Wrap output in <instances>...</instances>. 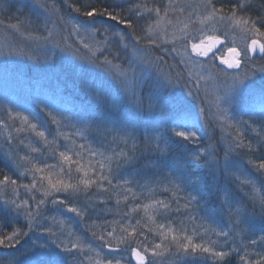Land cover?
Returning <instances> with one entry per match:
<instances>
[{"label": "snow or ice", "instance_id": "obj_1", "mask_svg": "<svg viewBox=\"0 0 264 264\" xmlns=\"http://www.w3.org/2000/svg\"><path fill=\"white\" fill-rule=\"evenodd\" d=\"M128 2L130 7L126 10L116 11V9L108 7L78 6L75 0H66V3L76 13L84 17L103 16L125 25L126 28L132 30L130 39L123 33L112 32L107 27H93L85 21L72 23L69 28L65 18L59 14L60 9L54 0L50 4L35 0V4L45 14L42 28L32 22L21 20L18 16L9 17V21L15 19V23H6L4 19H0V27L4 28L6 33L13 35L18 33L20 37L19 40L7 45L6 52L0 50V56L5 57L0 62V83H3L4 86L9 84V62L11 61L9 58L27 57L39 64L40 57L34 54L36 49L49 43L53 44L54 47L64 44L65 48L70 49L72 46L67 44V41L73 34L80 39L84 48L90 51L95 49L92 57H90V62L113 71L118 79L122 78L121 84L129 92L134 106L143 108L145 100H147L148 108L158 111L165 125L163 129L154 130L157 134L145 135L143 149L159 153V168L171 169L168 175L175 176L174 181L165 178L168 186L162 189L164 192H172V200H153L151 204H136L132 211L137 212L143 209L145 213H148L151 210L167 218L168 214L173 211V203L176 204L175 212H181L180 200H184V214L188 221L195 224L192 234H187V228L174 230L171 224L167 228L164 224H159L157 232L161 242L148 245L138 239L139 236L144 235L138 229L140 221L137 220L136 224H132L131 215L126 212L119 221H104L102 225H97L93 221L92 225H88L92 237L98 241V245L94 246L81 239L65 219L53 217L49 222L43 214V206L47 200L44 198L37 199L36 196L41 188H43L45 198L53 197L51 201L53 204L63 206L67 213L75 214L82 221L86 217L90 218V213L94 207L92 196L89 195V190L93 185L105 193L118 194L125 201L129 199V196L133 200H136L138 196L129 186L132 182L127 179L121 180L119 174V169L124 164L131 163L136 155L137 137L130 122L123 121L117 124L116 121H111L114 126L108 128L106 125L110 122L109 120L88 119L80 121L82 126L77 127L75 123L68 120V117H63V121H68V123H62L52 112H48L52 123L57 125L58 135L64 136L65 139H70V137L61 129L68 126L75 128V134L85 140L88 139V134L93 131L101 134L104 140H107V136L111 135L112 140L108 142V147L112 155L106 156L103 152L88 149V154L92 159L101 156L103 160L98 161V167H92L89 164L86 169L80 163V160L83 159L85 145H79V150L76 151L66 145V151L60 152L59 157L64 164L68 165V169L66 172L65 168L61 166L60 174L71 178L72 165H75L76 171L82 172L83 175L75 183L71 182V179L68 182L63 179H57L53 182L50 177H40L38 180L37 174L43 173L45 168L49 170L54 168V165L45 164L44 167H41L40 164L44 162L38 157L28 153L20 157L18 152L13 150L10 153V159H13L16 168L21 166L19 163L21 160L25 162V165H31L30 168L25 166V172L31 174L32 181L29 184L18 183V179L0 171V199H3V203L8 209L4 213V217L0 219V249L16 250L12 253L0 254V264H66V256H71L74 264H85L86 261L87 264H133V261L135 264H157L156 258L162 256L165 251L170 253L176 264H181V262L187 264L186 257L195 258L197 255L204 260H211L217 264V262H223L232 253L239 255L241 264H264V184L260 189H257L254 181H241L242 190L244 185H251L249 191L245 192L244 195L252 201L253 214L260 218L259 228L248 219V214L243 206L232 207L235 201L231 199V193L227 187L233 176L236 180H240V176L236 175L237 163L231 158L232 154L239 149H248L249 153L261 149V155L258 159L250 158L249 164H252L258 171L264 172V84L257 87L255 82L250 80L256 74V70L251 67L254 64V59L250 53L254 54L258 50L259 53L264 54V13L256 18L246 14L241 15L240 13L246 9V3L240 2V0L227 13L223 7L216 6V0H201L199 5L202 9L200 15L203 16V19L200 20L201 24L213 20L217 23L233 22L245 32L247 38L250 39V44H246L241 49L236 46V41L233 39L227 45L218 47L224 42L219 35L215 34V29L206 30L202 27L197 30L196 35H192L188 31V24L185 23L184 27L179 29L183 40L181 46L184 49L182 53L184 58L180 63L189 65L198 71L195 73L190 71L188 78H185L183 73H176L175 76L171 73H161V78L158 81L160 89H167L174 83L178 84L183 81L185 87L190 89L188 95L195 94L199 97L201 81L211 80L215 83L217 77L226 78L224 82L227 86L220 90L223 94H217L215 97V107L220 114L218 119L220 121L226 119L225 114L228 109L223 105L239 109V113L247 114L249 119L245 120L243 115H239V118H232L234 122H228L225 129L228 134L224 138L223 149H221L213 143L200 144L199 128H197L199 120L196 123H189L190 113L187 111L183 112L179 120L174 118V107L179 101L164 95L163 92L149 94L146 97L142 94L143 73L137 75L134 61L130 60L127 68L119 63H113V60L119 59V52L114 54L111 52L113 40H117L123 49L131 47L132 54L137 56L141 62L146 59L145 54L148 45L159 46L157 44L160 38L159 33L153 37L150 35L142 36L136 31L138 21L143 19L145 14L149 18H155V26H149V32H154L155 29L160 28L161 20L167 17L170 12L183 14L189 6L180 4L179 0H167V4L164 6H160V3L156 2L149 6L148 2H139V0L135 4H132V0H128ZM125 11L127 15L124 14ZM188 19L191 20V15ZM168 23L171 25V21ZM58 36L59 40H57ZM126 40L127 42H125ZM141 44H145V47H139ZM95 51H99L101 55L96 56ZM172 51H177V49L173 48ZM105 53L112 55L113 58L109 59ZM201 57L208 59L206 61L201 60ZM44 59L48 65L56 63L54 55L46 56ZM217 60L219 64L216 63ZM147 62L159 67L163 63V58L156 57ZM233 69H241L243 74L228 71ZM259 71L264 72V67H261ZM205 73L207 74L205 75ZM14 79L16 83H22L24 80L18 72L14 73ZM246 80L249 82L245 83ZM96 96L100 99L102 93L97 92ZM203 112L204 108H201V113ZM257 113L260 115L257 116ZM7 115L9 120L13 121L12 126H14L15 120L20 121V126L15 127L16 133L34 132L46 143H55V137L52 142L47 141L45 131L38 130V125L32 123L28 115H22L20 112L13 113L11 108L7 110ZM0 124H3L4 127H10L3 121H0ZM221 127H225L224 123H221ZM249 133H255V139L249 138L248 142H245V137ZM15 139L16 136L10 132L6 141L10 148L11 142ZM129 141H131V149L126 151L125 148L128 147ZM19 143L24 145L25 141L21 139ZM121 143L125 145V148H120L119 151L112 147V145L118 147ZM189 145H195V147H189ZM221 150L224 153L223 159L219 157ZM30 151L31 153H39L40 149L31 147ZM68 152L73 154L68 155ZM73 156L77 159L74 160ZM201 161L207 168V176L201 174L199 164L192 171L188 170L187 166L193 162ZM113 165H115L116 171L113 170ZM90 171L93 175H89ZM243 174L241 172V175ZM19 175L23 176L24 173ZM44 179L48 180L46 188L43 185ZM38 183L40 187H38ZM156 183L161 185L165 181L161 180ZM138 186L144 187L143 185ZM81 192L85 198L83 203L79 200ZM180 192H185V195L177 196V193ZM58 193H63L64 198H55ZM72 193L76 194V198H72ZM221 193L225 196L221 210L223 211L225 206L228 209L229 223L227 226H219L216 216L213 214L215 210L209 207L211 200L213 198L219 200ZM235 203L242 204L243 202ZM257 206L258 212L256 211ZM200 212L205 215L200 217ZM19 217L23 218L24 223L17 222ZM198 218L207 221V223L196 224ZM245 225L247 227H243ZM257 231H259V235L256 234ZM179 233H183V235ZM241 233L248 237L247 242L245 243V240L241 238L239 245H236V239L241 236ZM169 234H171L170 241ZM213 236L216 239H212ZM194 237H198L200 242H195ZM26 238L30 239V245L18 248L22 245V241L28 243ZM145 240H147V236H145ZM165 241L169 242L165 243ZM104 249L116 254L111 255L110 258L108 254L102 256ZM89 253H94L95 259ZM22 258L25 259L22 261Z\"/></svg>", "mask_w": 264, "mask_h": 264}, {"label": "trees", "instance_id": "obj_2", "mask_svg": "<svg viewBox=\"0 0 264 264\" xmlns=\"http://www.w3.org/2000/svg\"><path fill=\"white\" fill-rule=\"evenodd\" d=\"M41 2H47L50 4L53 0H41ZM54 2L60 9L59 14L67 21V26L69 28L74 21L76 23L85 21L86 23H90L93 27H107L112 32L123 33L125 35L128 33L131 35L132 30L126 28L123 24H119L117 21H112L103 16H96L94 18L84 17L81 14L76 13L74 9L66 3V0H54ZM75 2L78 6L90 5L98 8L108 7L114 8L116 11L126 10L130 6L125 3H117L115 0H75ZM237 2L238 0H216V6L223 7L227 13ZM240 2L246 3V9L240 13L241 15L246 14L252 18H256L264 13V0H240ZM124 14L127 15L126 11ZM17 16L21 20L32 22L34 25L40 26L41 28L45 21L44 12L35 4V1H13L8 4L6 10L0 8V19H4L6 23H15V19L9 21V17ZM229 22L230 21H225V23H227L225 26H218V35L225 39L226 44L228 40H230L229 35L232 34V32L234 33L233 29L231 30L229 28ZM4 32V28L0 27V39ZM63 34L66 35V33ZM57 40H59V36L57 37ZM67 44H70L72 47L70 49L65 48L64 44H61L59 47H54L53 44L49 43L46 46L36 49L35 55L40 57L39 64L36 62L33 63L27 57H25L26 59L19 64H12L9 62L10 65H16L15 69H17L18 73L24 78L22 83H18L22 87L21 94H23V99L26 97L25 94H28V92L34 93L35 91V110L31 111V109L27 107H22V110L17 111L22 115H28L30 121L38 125V130L45 131V136L48 142H52L55 137V143L53 144L46 143L43 138L38 137L34 132L20 133L26 138L35 136V145L31 142V138H28L26 140L28 143L25 148L36 147L40 149V152L35 153V156L44 162L40 164L41 167H44L45 164L55 166L50 170L45 168L43 173L37 174V179L39 180L40 177H50L53 182L57 179H63L68 182L69 179H71V182L75 183L81 178L83 173H78L75 165H72L71 178L67 175L60 174L61 166L65 168L66 172L68 169V165L64 164L59 157L60 152L66 151V145L69 148H73V151L79 150V145H85L83 159L80 160V163L83 164L86 169L89 167V164H91L92 167H98V161L103 160V157L101 156L92 159L88 154V149L103 152L106 156L112 155L111 150L108 147V142L112 140L111 135H108L107 140H104L101 134L93 131L88 134V139L85 140L75 134V128L68 126L61 129V131L67 133L70 137V139H65L64 136L58 135L57 125L52 123L51 117L47 114L48 112H52V114L56 116L57 119L61 120L62 123H68V121H63V117H68V120L75 123L77 127L82 126L80 121L88 119L109 120L110 122L106 125L108 128L114 126L111 121H116L117 124L123 121L130 122L135 129V135L137 137L136 155L131 163L124 164L119 169V174L121 180L127 179L132 182L129 186L137 193L138 198L133 200L131 196H129V199L125 201L122 196L105 193L102 189H97L95 185H93L89 190V195L92 196V203L94 206L90 213V218L86 217L85 220L82 221L81 218L75 216V214H69V217L72 218L71 222L76 229L75 233H79L86 239V241L98 242L92 237L88 225H92L93 221H95L97 225H102L104 221H119L121 216L127 212L131 215L132 224H136L137 220L140 221L138 229L142 231L144 235L139 236L138 239L142 242H148L150 240H156L158 242L160 236L157 232V226L159 224H164L166 228L171 224L174 230L187 228V234H192V229L195 224L191 221H186L183 218L186 216L183 209V204L185 203L184 200H180L181 212H175L176 204L173 203V211L168 214L167 218H164L151 210L148 213H145L143 209H140L137 212L132 211L136 204H151L153 200H172V192H164L162 189L163 187L168 186L167 180L174 181L175 176L168 175L171 169L159 168V153L143 149L145 135L157 134L154 130L163 129L165 126L158 111L149 109L147 100H145L143 108L135 107L129 92L126 91L121 84L122 78L118 79L113 71L91 63L90 57H92L95 49L90 51L89 49L84 48L80 39H78L75 34H73L67 41ZM173 48H177L176 43L168 45V53L161 52L160 47L156 45L147 47V52L150 58L153 60L156 57H162L163 63L159 67L154 65L153 70L148 69L147 71L142 72V94L146 97L149 94L163 92L164 95L179 101V103L175 105L173 113L174 118L178 120V115L182 113V110L186 109V106L183 105L184 100L189 103V106L192 105V108L195 109L199 104L202 106H206V104L208 106L212 105L214 103V97L210 94L207 95L202 87H200L201 93L199 97L195 94L188 95L190 89L189 87H185L183 81H180L178 84L174 83L167 89H160L158 81L161 78V73H171L173 76H175L176 73H183L184 77L188 78L187 66L180 63L182 58L178 54V51H172ZM53 55L56 59V63L48 65L44 57ZM95 55L100 56L101 54L99 51H95ZM108 58L112 59L113 57L109 54ZM205 59L208 58H204V60ZM253 59L254 64L251 65V67L256 70V74L250 79L255 82L256 86H260L261 84H264V72L259 71L261 67H264V54L261 57H255ZM113 63H119V61L113 60ZM216 63L219 64L218 61H216ZM219 66L222 67L221 65ZM13 68L14 67H12V71ZM235 70H240L239 72H242L241 69ZM90 92L91 94H89ZM97 92L102 93V98H97ZM8 100L9 99L5 97L3 90L0 89V121L7 123L11 120L8 118L6 109L12 108L13 111L12 105H9V107L7 106ZM219 115L217 109H215V115L214 113L210 114L209 110H204V112L201 113V118L205 124L203 129L197 126V128H199L198 136L200 137L201 145L213 143L223 149L224 138L228 134L225 129L227 128L229 121L220 122L218 119ZM259 115L260 114L257 113V116ZM16 122H18L19 127L20 121L17 120ZM221 123H224V128L221 127ZM255 136V133H249V135L245 137V142H248L249 138L254 140ZM112 147H115L116 151H119L120 148H125V145L121 143L118 147L116 145H112ZM189 147H195V145H189ZM130 149L131 141H129V145L125 150L130 151ZM67 154L72 155L73 153L68 152ZM223 155L224 153L221 150L219 152V157L223 159ZM260 155L261 149H257L254 153H249L248 149H239L234 152L231 158L236 161L238 169L241 168L244 174L241 175V173L239 174V171H236V175L240 176V180H236L235 176H233L227 185L231 193V199L235 202H243L242 204L234 202V204L239 207L243 206L246 209L248 217L254 219L253 223L255 224L260 223V218L258 215L253 214L252 201L244 195L245 192L249 191L251 185H244L242 190L241 181L245 178H252L257 189H260L262 184H264V172L258 171L252 164H249L250 158L257 160ZM169 158L171 159V156ZM73 159L75 160L77 157L73 156ZM10 163V160L6 157V153L0 148V171L12 175L14 179H18L17 168ZM197 164H199L201 174L207 176V168L202 161L193 162L191 165L187 166L188 170L192 171L197 167ZM113 170L116 171L115 165H113ZM89 175H93V173L90 171ZM22 178L24 184H29L32 181V176H29L28 172L26 177ZM165 178H167V180ZM161 180L165 181V183L158 185L156 182ZM43 185L45 188L48 186L47 179L43 180ZM138 185H143L144 187L141 188ZM105 186L107 185L105 184ZM38 187H40L39 183ZM42 189L43 188H41V190ZM183 195H185V192L177 193V196ZM222 195L223 193L220 194V198L223 197ZM71 196L72 198H76L75 193H72ZM55 198L62 199L64 198V194L58 193ZM220 198L219 200L213 198L209 207L213 208L215 211L219 210ZM45 199L47 202L45 206H43V209H46L47 207L50 208L53 197H47ZM79 200L81 203L85 202L83 192L79 194ZM118 200L119 203H117ZM61 207L62 206H59L58 204L57 208ZM45 209L44 211L46 213ZM224 210L227 213L228 210L226 207H224ZM7 211L8 210L4 209L3 204L0 202V219L4 217V213ZM256 211L258 212V206ZM226 218L228 219V216H226ZM182 221H184V223H182ZM199 223H201L200 220L196 224ZM243 227L247 226L245 225ZM149 229H152V231H149ZM179 234L183 235V233ZM145 236H147V240H145ZM170 236L171 234H169V241L171 240ZM241 238L245 240V243L247 242L248 237L244 233H241V236L237 240H240ZM194 240L195 242H200L198 237H194ZM169 241H165V243H168ZM160 242L161 241H159V243ZM14 251L16 250L0 249V254L12 253ZM235 258V260L231 257L225 258L220 264H241L239 256ZM193 259L194 262L192 264L206 261L198 255ZM210 261L208 260V262L212 264Z\"/></svg>", "mask_w": 264, "mask_h": 264}, {"label": "rangeland", "instance_id": "obj_3", "mask_svg": "<svg viewBox=\"0 0 264 264\" xmlns=\"http://www.w3.org/2000/svg\"><path fill=\"white\" fill-rule=\"evenodd\" d=\"M13 1L18 2L19 0H0V8H4L6 10L8 8V4L10 2H13ZM23 1H26V0H23ZM27 1H29V0H27ZM30 1H35V0H30ZM115 1L117 3H121V4H124V3L129 4L128 0H115ZM20 2H22V0H20ZM136 2H137V0H132V4H135ZM139 2H148L149 6H152L153 2L160 3V6H164L167 4V0H139ZM179 3L189 6L186 8V11L183 14L176 13V12H170L167 17H164L161 20L160 28L155 29L154 32H149V26L150 25L153 27L155 26V18L154 17L149 18L148 15L145 14L144 18L140 19L138 21V24H137L138 27H137L136 31L138 34H140L142 36L150 35L153 37H155L156 33H159L160 38L157 41V44L159 45L158 47H160V50L163 53H168V45L169 44L176 43L177 44L176 49L178 51V54L183 59L184 56L182 55V53L184 52V49L181 46L183 44V40L181 38V33H180L179 29H182L184 27L185 23L188 24V31L192 35H196L197 30L202 28V27L205 28L206 30L215 29V34L218 35V31H219L218 26L220 25L222 27V26H225L227 23H225V22L217 23L215 20H213V21H206L204 24H201L200 20L203 19V16L200 15V13L202 12V9L199 7V5L201 4V0H179ZM189 15H191V20L188 19ZM168 21H171V25H169ZM73 23H76V22L74 21ZM229 28L231 30L233 29L234 33L232 32V34L229 35L230 40H228L227 44L231 40L234 39L236 41V46L238 48H241V49L244 48L246 46V44H248V41L250 40L247 38L245 32L242 31V29L239 26H236L233 22H229ZM141 29H143V31H141ZM165 32H166V34H165ZM174 35H175V39H174ZM126 37L130 39L131 35H129L127 33ZM2 38L0 39V50H3L5 52L7 51V45L9 43H12L15 40L20 39L18 33L13 35L11 33H6V32L3 33ZM125 42H127V40ZM133 43H135V41H133ZM149 46H151V45H148L147 47H149ZM139 47L144 48L145 44H141V45H139ZM111 52L113 54L116 52H119V59H117L116 61H119V64H121L124 68L128 67L130 60L134 61V67L136 68L137 75H139L143 71H147L148 69L153 70L154 65H150L147 62L148 60H152V58H150L147 51L145 54V56H146L145 61L141 62L137 56H134L132 54V48L131 47L129 49H123V47L119 44V42L117 40H113ZM105 55H109V54L105 53ZM4 59H5L4 56H0V61H2ZM9 59H11L10 62L12 64H19L20 62H23V60H25L26 58L25 57H11ZM200 59L204 60L202 58H200ZM30 60L33 63H35L34 60H32V59H30ZM206 60L207 59H205V61ZM186 66H187L188 74L190 71L193 73L198 71V69L191 68L189 65H186ZM12 67H14L13 71H12ZM15 68H16V65H10L9 74H8L9 84L7 86H4L3 83H0V89L3 90L5 97H7V99H9L7 106L9 107V105H12L13 113L18 112L19 110H22V107H25V108L27 107V108L31 109V111L35 110L34 109V107H35V97H34L35 91H34V93H29V92H28V94L24 93L26 95V97L23 99V97H22L23 94H21L22 87L20 86V84L15 82V79H13L14 73L18 72V70ZM233 71L239 72L240 70L234 69ZM206 74L207 73H205V75ZM241 74H242V72H241ZM129 75H131V73H129ZM225 80H226V78H224V77H217L215 83H213V81H211V80L201 81L200 87H202L204 89V92L207 95L210 94L214 97V103L212 105H209V106L207 104H206V106H202L201 104H199L197 106V108L194 109V108H192V105L189 106V103H187V101L184 100L183 105L186 106V109L182 110V113L180 115H178V120H179L180 116L183 114V111L184 112L187 111L188 113H190L189 123H196V121L199 120V123L197 124V126L203 129L205 124L201 118V108H204V110H209L210 114H212V113L215 114V109H217L215 107V97L217 94H223L222 91H220V90L227 86L224 82ZM248 82H249L248 80L245 81V83H248ZM228 83H230V81H228ZM193 85H194V82H193ZM257 87H259V85H257ZM192 90H194V86H193ZM223 107L228 109V112L225 114L226 115L225 121L234 122V121H232V118L233 117L239 118V115H243V118L245 120L249 119V116L247 114L239 113V109H235L234 107H229L228 105H223ZM8 109L9 108H7L6 110H8ZM16 121L14 122V126H12L13 121H10L9 123L4 122V123L10 125V127H4L3 124H0V148L6 153V157L11 162L10 164H13L14 166H15V164L13 163V159H10V153L13 150H16L18 152V156H20V157H23L26 153H28L32 156H35V153H31V151H30L31 148H25L27 143H28L26 141L28 138H31V140H32L31 142H33L35 145V136L26 138V137L22 136L20 133H16L15 127H18V122H16ZM220 122H223V121H220ZM10 132L14 136H16V139L11 142V148L9 147V144L6 143ZM21 139H23L25 141L24 145H22V146L19 143V141ZM19 163L21 166L19 168H17L18 183L24 184L22 177H26V175H27V172H25V166L31 167V165H25V162L22 160L19 161ZM237 171H239V174H240L243 170L240 168ZM20 173H24V175L20 176L19 175ZM28 175L31 176L29 173H28ZM243 180H252L253 181L252 178H245V179H242V181ZM246 186H250V185H246ZM36 196H37V199L44 198L43 189L41 191H39L38 193H36ZM222 196L223 197L220 198V202H219V205H220L219 210L214 211L213 214L216 216V219L218 221L219 226H227L229 223V219H227L226 216H228V215L225 212L224 208H223V211L221 210V204H222L223 200L225 199L224 194ZM0 202L3 204L4 209H7V207L3 203V199H0ZM57 206H58V204L51 203L50 208H48V207L46 209L44 208L46 210V213H45V211L43 209L44 216L47 218V220L49 222H51L53 217H56L58 219H65L67 221V223L71 226L72 230L75 232L76 229L74 228V224L71 222L72 218L69 217L70 213H67L64 210L63 206L61 207L62 209L57 208ZM225 207L227 208V206H225ZM232 207L235 208V207H239V206H237L233 203ZM204 215L205 214L203 212L199 213L200 217H203ZM183 218L186 221H188L186 216ZM248 219L251 222L254 221V219H252L251 217L250 218L248 217ZM199 220L201 223H207V221L201 220L199 218L197 219L196 223H198ZM18 221H20L19 223H21V224L24 223L22 217H19L17 222ZM256 225L258 228L260 227V223L259 224L256 223ZM213 226L215 227L216 225H213ZM225 230H227V228H225ZM76 234L78 236H80L81 239H83L86 243H91L94 246L98 245V242L86 241V239L83 236H81L79 233H76ZM256 234H259V231H257ZM239 237H237V239ZM212 239H216V237L213 236ZM237 239H236V245H239L241 239L240 240H237ZM26 240L28 241V243H25L24 241H22V245L18 246V248H22L23 246L28 247L30 245V239L26 238ZM159 241H160V239L158 238V242L156 240H153V241L150 240V241H148V242L146 241L144 243L151 245L152 243H159ZM21 250H23V249H21ZM174 250L175 249H173V251ZM105 254H108L109 258H110L111 255H115L116 253H113L111 251H107L106 249H104L101 255L103 256ZM89 255L95 259L94 253H89ZM238 256H239L238 254L232 253V255L229 256V258L231 257L235 260L236 259L235 257H238ZM226 258H228V257H226ZM24 259L25 258H22V261ZM156 260H157V264H176V262L174 261V258L167 251H165L162 256L157 257ZM185 260L187 261V264H192L194 262L193 261L194 259L191 257L190 258L186 257ZM210 262L212 264L214 263L213 261H210ZM66 264H74L71 256H66ZM85 264H87V261L85 262ZM181 264H183V262H181ZM195 264H210V263L208 262V260H206V261H202V262L195 263ZM217 264H220V262H217Z\"/></svg>", "mask_w": 264, "mask_h": 264}, {"label": "water", "instance_id": "obj_4", "mask_svg": "<svg viewBox=\"0 0 264 264\" xmlns=\"http://www.w3.org/2000/svg\"><path fill=\"white\" fill-rule=\"evenodd\" d=\"M221 38V40L224 42V44L223 45H225V43H226V41H225V39H223L222 37H220ZM248 44H250V40L248 41ZM220 46H222V45H220ZM220 46H218V47H220ZM250 55H252L253 56V58H255V57H261V56H263V54H261V53H259V51L257 50V52L256 53H254V54H251L250 53ZM202 58H204V57H202ZM223 66V65H222ZM224 67V66H223ZM134 262V264H135V261H133Z\"/></svg>", "mask_w": 264, "mask_h": 264}]
</instances>
